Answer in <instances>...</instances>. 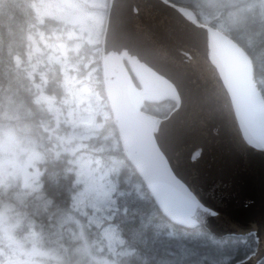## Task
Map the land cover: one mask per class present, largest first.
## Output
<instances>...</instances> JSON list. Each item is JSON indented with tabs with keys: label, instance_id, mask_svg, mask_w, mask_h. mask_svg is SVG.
Returning a JSON list of instances; mask_svg holds the SVG:
<instances>
[{
	"label": "water",
	"instance_id": "1",
	"mask_svg": "<svg viewBox=\"0 0 264 264\" xmlns=\"http://www.w3.org/2000/svg\"><path fill=\"white\" fill-rule=\"evenodd\" d=\"M109 7L101 69L124 155L170 221L216 237L254 234L256 252L237 264H259L264 97L252 59L189 7L168 0ZM164 101L176 105L166 118L143 111Z\"/></svg>",
	"mask_w": 264,
	"mask_h": 264
},
{
	"label": "trees",
	"instance_id": "2",
	"mask_svg": "<svg viewBox=\"0 0 264 264\" xmlns=\"http://www.w3.org/2000/svg\"><path fill=\"white\" fill-rule=\"evenodd\" d=\"M169 1L193 9L199 20L229 34L247 52L264 97V16L233 23L228 14L240 9L243 2L229 6L211 0ZM36 3L37 0H0V129L12 128L31 139L39 156L47 159L48 170L38 196L36 183L35 188L16 184L3 189L6 184L0 181V204L8 205L10 201L15 210L35 220L37 229H50L61 212L70 215L76 195L84 189V180L78 181V162L90 159L92 166L99 165L100 171L110 173L112 208L102 220L104 227L114 229L123 241L113 253L117 264H237L253 255L257 249L254 234L216 237L203 226H177L155 203L124 155L112 118L101 69L103 34L98 44H84L70 51L68 57L70 64L77 66L75 71L70 70L76 80L86 82L97 98L91 106L96 127L75 152L77 141L63 147L59 144L58 137H69L72 131V125L62 120L68 94L62 65L48 61L46 47L67 42L72 48L75 43L67 39L68 27L63 31V22L40 21ZM46 98L54 99L55 107L61 111L59 116L48 107ZM174 108L175 103L164 101L145 104L143 110L165 118ZM57 118L62 120L58 126ZM259 264H264V258Z\"/></svg>",
	"mask_w": 264,
	"mask_h": 264
},
{
	"label": "rangeland",
	"instance_id": "3",
	"mask_svg": "<svg viewBox=\"0 0 264 264\" xmlns=\"http://www.w3.org/2000/svg\"><path fill=\"white\" fill-rule=\"evenodd\" d=\"M106 1L37 0L36 3L40 21H43L46 17H53L63 22V31L66 30L65 27H68V30H66L67 39L73 40L75 43L72 48L67 46V42H60L57 45L46 47L49 54L48 61L62 65L61 71L64 73V84L68 94L64 102L65 109L63 108L64 118L62 120L72 125L71 135L69 137H58V142L63 147L64 145H71L72 140L77 141L76 149L73 152L83 145L80 144L82 140L92 134V129L96 127L93 119L94 111H92L93 107L91 106L97 98L86 82L81 84L76 80V74L72 71H75L77 66L70 64L69 52L81 49L85 46L84 44L92 46L98 44L99 34L97 35L96 30L100 33L103 29L102 13L100 11L105 10L106 12L108 10ZM211 1L214 4L224 3L229 6L236 2H243L244 5L240 9L233 10L228 14L233 23L238 20L251 19L255 16H264V0ZM92 55L94 54L92 53ZM46 101L48 107L53 111L55 110L56 115L59 116L61 111L55 107L54 99L46 98ZM56 120L58 126L62 120L59 118ZM38 153L39 151H36V145L31 139L24 138L12 128L0 129V181L6 184L3 189L15 187L16 184L23 188H35L36 160L41 158ZM92 164L90 159L78 162V181L84 180V189L76 195L70 215L61 212L55 218L57 221L50 224L53 231L44 229L36 231L38 229H34L36 226L35 220L32 222L21 211L15 210L13 204L11 206L9 203L8 205L0 204L1 238L21 236L25 233L30 243V254H35V257L41 259L44 264H58V261L66 262L73 259L75 255H81L84 252L88 257H93V254L98 250H104V253L99 254L103 259L102 264H117L116 259L113 258L115 255L113 253L123 241L114 229L104 227L102 220V217L107 218L109 216V211L112 208L110 203L113 188L110 180H108L110 173L109 171H100L99 165L92 166ZM91 237H94L93 241H84L87 238L91 239ZM57 238L62 241L56 240ZM50 239L56 241L57 246L52 249L45 248L44 246L48 244ZM80 239H84L81 241L87 242V245L76 249L75 246L68 247V245L63 244L70 241H79ZM34 240H36V244L33 242ZM97 244L100 245L99 248H96Z\"/></svg>",
	"mask_w": 264,
	"mask_h": 264
},
{
	"label": "flooded vegetation",
	"instance_id": "4",
	"mask_svg": "<svg viewBox=\"0 0 264 264\" xmlns=\"http://www.w3.org/2000/svg\"><path fill=\"white\" fill-rule=\"evenodd\" d=\"M106 6H107V1H106ZM100 12L102 13L101 17L103 20V29H102V31H100V33L96 30L97 35L98 34L100 35L103 32L104 23H105L107 16H108V13H106L105 10H101ZM46 19L56 20L53 17H46ZM46 163H47V159H45V158H39L36 160V170H35L36 171V196H38V194H40L41 190L44 188L43 182H44V179L46 177L47 170H48ZM8 191H9V189H8ZM8 191L6 190V193ZM7 194L9 196V192ZM8 203H10V201H8ZM34 229L36 230V226ZM39 229H42V228L39 227ZM39 229L36 231H39ZM44 230L53 231L52 228H50V229L44 228ZM19 232L21 233V230ZM56 240H61V239L57 238ZM66 240H67V238H66ZM81 240H84V239H80L79 240L80 242L79 241H70L69 243L65 242L63 244H65L66 246L68 245V247L69 246H75V248L77 249L80 246L87 245V242L92 240V239L87 238V240H84V241H87L86 243H84V241H81ZM33 242H35V244H36V240H34ZM37 243H40V242H37ZM55 243H56V241L50 239V240H48V244H46V246H44V247L52 249V248L57 246V244H55ZM99 246L100 245L97 244L96 248H99ZM29 248H30V243H29V240L27 239V237L25 236V233L21 236L15 235V236H11L10 238H1V236H0V264H44V262L41 259L35 257L36 256L35 254H32V253L30 254ZM101 253H104V250H102V251L98 250L97 252H95L93 254L94 255L93 257H88L87 255H85L86 253L84 252V254H81L82 256L81 255H75V257L73 259L67 260L66 262L58 261L59 262L58 264H102L103 259H102V256L99 255ZM53 256H51V257H53ZM113 258L115 260V255L113 256ZM98 259H100V261H98Z\"/></svg>",
	"mask_w": 264,
	"mask_h": 264
}]
</instances>
